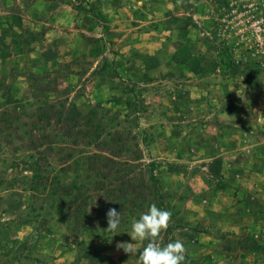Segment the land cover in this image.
<instances>
[{
  "label": "rangeland",
  "instance_id": "374dc122",
  "mask_svg": "<svg viewBox=\"0 0 264 264\" xmlns=\"http://www.w3.org/2000/svg\"><path fill=\"white\" fill-rule=\"evenodd\" d=\"M35 1L0 0V237L4 240L0 255L7 251L23 254L27 248L30 254L34 253L29 246L33 247L38 238L50 232L55 238L48 241L43 250L46 253L55 246V254L52 256L47 251V257L41 255L39 258L42 259L36 261L31 256L30 261L21 264H50L53 259H58L57 254L64 256V264H89L87 254H92L98 247L109 248V252L106 249L103 252L110 254L114 250L124 252L114 245L123 235L129 236L127 233L135 218H130L128 223L122 219L119 228L110 232L106 230L107 218L99 215L103 202L99 196L92 198L87 214L81 213L80 209L77 215L80 219L75 220L65 209L59 213L53 207L52 200L59 197L50 198V191L43 195L31 191L36 169V159L31 156H37L33 141L43 133H54L52 127L46 129L39 120L40 102L48 95L66 103L65 106L76 105L83 114L96 110L104 122L129 139L135 138L131 144L140 143L142 148L146 144L148 148L153 133L143 129L141 118L149 112L151 104H145L142 83L160 79V84L164 85L170 81L171 84H166L169 88L163 92L170 95L169 91L178 85V72H156L144 79L141 71L135 74L130 71L128 53L133 50L134 40H142L148 34L151 37L147 38L151 40L176 38L180 12L184 17V29L195 27L216 46L217 74L225 80H233L235 86L239 82L240 85L253 84L257 80V85L262 83L264 90V71L257 67L258 58L250 53L247 45H237L235 41L220 44L221 48L227 49L225 59L232 65L230 71L220 68V47L215 38L218 19L232 4L247 0H186V5L178 4L185 0H37L45 10L43 12L41 8V13L30 17L27 11ZM96 62L98 65L93 71ZM242 64L244 69L240 68ZM53 144L55 148H64L63 144ZM64 153L55 154L53 161L54 157L50 158L52 166L46 167L44 174L49 176L50 182L68 180L62 172ZM144 153L147 155V150ZM162 190L165 203L162 208L172 214L163 233L167 243L178 239V211L172 206L174 194L163 185ZM147 208L148 205L135 213L140 215ZM260 219L264 221V212ZM32 222L37 226L28 239H12L17 224ZM215 235L212 240L217 239L218 245L208 248L214 257H210L209 252V256L204 255L205 250L194 247L195 257L186 255L185 264H258L256 260L246 261L241 252L249 254L258 250L264 256V245H257L252 234L246 235L240 246L235 239L230 242L220 231ZM138 244L143 248L142 243ZM66 248L71 250L66 253ZM139 251L136 255L124 252V262L138 264ZM113 256L117 254L113 253ZM113 260L101 259L95 264H113ZM0 264L16 263H7L0 256Z\"/></svg>",
  "mask_w": 264,
  "mask_h": 264
},
{
  "label": "crops",
  "instance_id": "0c3cea01",
  "mask_svg": "<svg viewBox=\"0 0 264 264\" xmlns=\"http://www.w3.org/2000/svg\"><path fill=\"white\" fill-rule=\"evenodd\" d=\"M183 3L186 5L187 1H178V4ZM41 8L44 12L45 6L36 0L27 14L35 17L36 13H41ZM183 23L180 12L176 38L171 41L166 37L151 40L147 38L151 37L148 34L142 40H134L133 50L128 53L130 71L134 74L141 71L144 79L156 72H178V85L169 91L170 95L163 93L169 88L166 84H171L170 81L164 85L160 84V79L142 83V97L145 104H151L149 112L141 118L143 129L153 133L147 152L161 163L155 173L165 189L174 194L172 206L178 211V239L183 241L186 255L195 257L194 247L205 250L204 255L211 253L208 248L219 243L217 239L212 240L218 231L230 242L235 239L239 246L246 235L252 234L255 243L262 246L263 84L257 85L255 80L253 84L240 85L239 82L235 86L233 80H225L217 74L216 46L211 45L205 34L196 31L195 27L184 29ZM97 65L98 62L93 71ZM243 66L240 68L244 69ZM36 226V223L17 224L11 237L25 241L35 232ZM53 238L50 232L44 233L33 247L29 246L34 253L30 254L27 248L23 254L14 255L13 251H7L0 256L7 263L21 264L30 261L31 256L39 261L41 255L55 254V246L46 253L43 250ZM119 239L120 242L123 239L131 242L129 236L123 235ZM3 241L0 237V246ZM134 247L142 250L138 243ZM105 249L109 252L107 247H98L92 254L100 259H114L113 264H128L124 262V252L114 250L110 254L103 252ZM66 250L68 253L71 248ZM247 253L242 251L241 257L263 264L264 256L260 251ZM211 254L210 257H214L215 254ZM55 256L58 259H53V264H64L63 255Z\"/></svg>",
  "mask_w": 264,
  "mask_h": 264
},
{
  "label": "trees",
  "instance_id": "16d2710c",
  "mask_svg": "<svg viewBox=\"0 0 264 264\" xmlns=\"http://www.w3.org/2000/svg\"><path fill=\"white\" fill-rule=\"evenodd\" d=\"M65 104L47 95L38 105L39 120L46 129L52 127L54 133H43L33 141L37 156H31L36 159L31 191L40 195L50 191V198L59 197L52 200L53 207L59 213L65 209L75 220L80 219V209L87 214L95 195L103 199L100 216L106 218L108 209L116 208L126 223L130 218H138L135 211H142L146 205L156 203L164 207L162 183L155 173L161 163L145 155L146 144L145 149L140 143L131 144L135 138L129 139L104 122L96 110L83 114L76 105ZM53 143L63 144V150ZM63 151L62 172L68 180L50 182L49 176H44L46 167L52 166L51 157L53 161L55 154L61 155ZM86 258L89 264L101 261L91 253Z\"/></svg>",
  "mask_w": 264,
  "mask_h": 264
},
{
  "label": "clouds",
  "instance_id": "9594fccd",
  "mask_svg": "<svg viewBox=\"0 0 264 264\" xmlns=\"http://www.w3.org/2000/svg\"><path fill=\"white\" fill-rule=\"evenodd\" d=\"M171 212L158 207L155 203L148 206L147 210L140 213L132 224L130 241L117 242L118 250L126 254L136 255V243H142L143 248L138 253V264H185L186 247L182 240H163V233L168 227ZM107 229L116 231L121 224V211L116 208H109L106 213ZM119 234V233H118ZM147 241L146 243H144Z\"/></svg>",
  "mask_w": 264,
  "mask_h": 264
},
{
  "label": "built area",
  "instance_id": "2783aa9c",
  "mask_svg": "<svg viewBox=\"0 0 264 264\" xmlns=\"http://www.w3.org/2000/svg\"><path fill=\"white\" fill-rule=\"evenodd\" d=\"M216 37L219 45L235 41L237 45L245 43L250 53L258 58L257 67L264 71V0H247L232 4L218 19ZM220 68L230 71L231 63L225 55L228 51L220 47Z\"/></svg>",
  "mask_w": 264,
  "mask_h": 264
}]
</instances>
